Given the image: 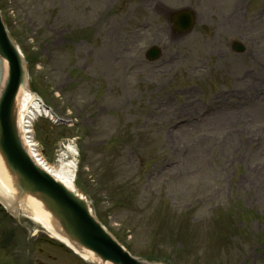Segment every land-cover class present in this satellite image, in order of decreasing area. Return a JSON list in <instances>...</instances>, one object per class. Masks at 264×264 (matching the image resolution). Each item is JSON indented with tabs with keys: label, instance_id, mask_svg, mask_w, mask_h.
Listing matches in <instances>:
<instances>
[{
	"label": "rangeland",
	"instance_id": "374dc122",
	"mask_svg": "<svg viewBox=\"0 0 264 264\" xmlns=\"http://www.w3.org/2000/svg\"><path fill=\"white\" fill-rule=\"evenodd\" d=\"M178 7L196 13L187 35L163 14ZM0 10L31 85L78 118L39 117L37 138L56 166L70 159L57 142L77 136L75 186L109 232L166 264H264V111L248 112L264 108V0H0ZM150 44L162 48L154 62ZM4 213L0 264H94Z\"/></svg>",
	"mask_w": 264,
	"mask_h": 264
},
{
	"label": "water",
	"instance_id": "95a60500",
	"mask_svg": "<svg viewBox=\"0 0 264 264\" xmlns=\"http://www.w3.org/2000/svg\"><path fill=\"white\" fill-rule=\"evenodd\" d=\"M175 26L190 30L194 19L189 11L177 14ZM187 17V18H186ZM3 59L7 68L3 74ZM26 83L25 64L6 32L0 16V156L6 170L13 173L17 193L15 204L25 195L37 196L50 213L60 232L75 246L91 251L102 262L111 264H161L132 257L104 229L91 213L87 201L38 167L22 147L16 127V97Z\"/></svg>",
	"mask_w": 264,
	"mask_h": 264
},
{
	"label": "bare ground",
	"instance_id": "6f19581e",
	"mask_svg": "<svg viewBox=\"0 0 264 264\" xmlns=\"http://www.w3.org/2000/svg\"><path fill=\"white\" fill-rule=\"evenodd\" d=\"M233 12L230 11L229 14L226 15V18L229 19V23H232ZM134 34L135 35H142V31H138L137 28H134ZM134 35V36H135ZM115 46L113 38L109 41V47L113 48ZM6 71V63L3 64V74ZM35 94L30 92V90L20 88L17 101H16V108L15 110H19V116L17 115V121L22 125V132L24 133V137L27 141L29 129L27 128L28 122L30 119L36 118L38 116H46V117H52V112L50 110H47L45 107L44 102L38 101V98L34 97ZM18 107V108H17ZM264 111V108L261 106L260 103H254V106L248 110V112L251 113V116H257L258 114L262 113ZM225 118V115L223 113H220L216 118V122H222ZM27 132V134H25ZM72 152L74 149L70 147ZM52 175L56 178H60L63 181H65L66 185L70 188L74 189V186L71 184V179L73 177V168H72V162H66L62 163L60 165H57L55 167L51 168ZM13 173H11L9 170H6L4 162L0 156V198L4 200L7 203V199H10V195H15L17 193V190L15 186H13L14 183V177ZM21 203L17 205V207H21V209L29 214H32V218L42 225L53 237L59 239L60 241L64 242L68 245V247L72 248L76 253L81 255L84 259L90 260L94 257L90 252H87L88 250H78L73 247H71L68 243V241L60 235L59 231L56 229L54 224L51 222V217L49 215V212L43 207V204L41 201H39L37 196H31V195H25L20 200ZM13 209V208H10ZM17 209V208H15Z\"/></svg>",
	"mask_w": 264,
	"mask_h": 264
}]
</instances>
